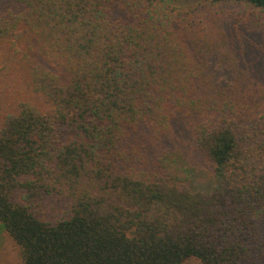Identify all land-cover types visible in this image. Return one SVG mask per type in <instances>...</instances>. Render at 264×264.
Segmentation results:
<instances>
[{"label": "trees", "instance_id": "1", "mask_svg": "<svg viewBox=\"0 0 264 264\" xmlns=\"http://www.w3.org/2000/svg\"><path fill=\"white\" fill-rule=\"evenodd\" d=\"M8 1L0 229L21 264H264V0Z\"/></svg>", "mask_w": 264, "mask_h": 264}, {"label": "rangeland", "instance_id": "2", "mask_svg": "<svg viewBox=\"0 0 264 264\" xmlns=\"http://www.w3.org/2000/svg\"><path fill=\"white\" fill-rule=\"evenodd\" d=\"M8 0H0V8H5L9 6ZM204 4L195 5L196 7H201ZM193 6V5H192ZM205 6V5H204ZM215 11L222 10V9H229L233 10L234 12L237 11H243L240 7H215L213 8ZM263 39V40H262ZM264 42V26L261 28V42ZM260 58V57H259ZM251 60V59H249ZM258 66L256 67V74L254 76L255 80H258L261 77H264V59H260L259 62H257ZM261 101V100H260ZM179 132V131H177ZM185 136V135H184ZM202 162H199L198 167H201ZM201 174V173H200ZM198 174L197 178L198 182L200 183V186L206 184L209 181V178L205 175ZM192 184H195L192 182ZM204 188V187H201ZM23 191L18 189L13 193L12 200L16 203L23 204ZM51 200H46L42 202L43 209L45 210V215L47 217H50L53 213V210L56 211V209L52 208L49 205V202ZM0 264H21V255H20V249L19 247L14 243V241L0 229ZM182 264H202L198 259L196 258H189L185 260Z\"/></svg>", "mask_w": 264, "mask_h": 264}]
</instances>
